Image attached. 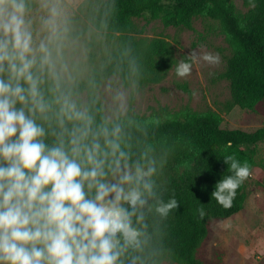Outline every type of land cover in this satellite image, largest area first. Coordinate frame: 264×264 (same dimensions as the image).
Wrapping results in <instances>:
<instances>
[{
	"label": "clouds",
	"instance_id": "clouds-1",
	"mask_svg": "<svg viewBox=\"0 0 264 264\" xmlns=\"http://www.w3.org/2000/svg\"><path fill=\"white\" fill-rule=\"evenodd\" d=\"M106 27L96 0H0V264H161L178 200L134 109L142 66L102 47ZM223 161L211 197L227 208L250 166Z\"/></svg>",
	"mask_w": 264,
	"mask_h": 264
},
{
	"label": "trees",
	"instance_id": "trees-1",
	"mask_svg": "<svg viewBox=\"0 0 264 264\" xmlns=\"http://www.w3.org/2000/svg\"><path fill=\"white\" fill-rule=\"evenodd\" d=\"M106 21L105 36L115 42L113 52L135 56L142 66L139 86L159 83L175 65L172 46L163 39H142L140 18L160 19L164 27L190 28L193 18L216 21L231 50L222 77L229 83L230 106L253 110L264 104V0H242L245 13L233 0H96ZM130 49V52L128 50ZM137 115V114H136ZM150 138L167 154L161 176L167 195H175L177 209L163 227V255L179 264H199L196 251L207 236L211 220L238 213L244 203V183L230 207L211 197L217 181L231 172L223 161L234 154L250 164L253 148L264 141V128L224 129L212 112L184 109L162 119L139 115ZM159 121V124L155 122ZM203 207L200 218L197 208Z\"/></svg>",
	"mask_w": 264,
	"mask_h": 264
},
{
	"label": "rangeland",
	"instance_id": "rangeland-1",
	"mask_svg": "<svg viewBox=\"0 0 264 264\" xmlns=\"http://www.w3.org/2000/svg\"><path fill=\"white\" fill-rule=\"evenodd\" d=\"M237 11L245 13L242 0H233ZM136 25L142 30L137 37L160 38L174 51L175 65L157 84L139 86L134 103L137 115L147 119H162L184 109L194 112L212 111L224 129L254 131L264 128V104L253 110L231 107L229 83L222 77L231 50L220 25L211 19L195 17L190 28L164 27L160 19L140 18ZM111 51L115 42L105 36L103 46ZM195 51L198 59L192 71L184 77L175 73L180 59ZM205 52L218 54L219 63L209 64L199 59ZM250 175L244 183L242 209L224 219L208 223L206 238L196 251L199 264H264V141L253 148ZM161 264H179L164 259Z\"/></svg>",
	"mask_w": 264,
	"mask_h": 264
}]
</instances>
